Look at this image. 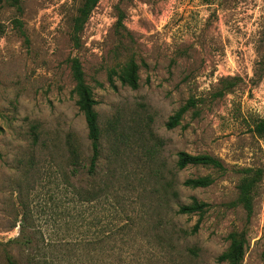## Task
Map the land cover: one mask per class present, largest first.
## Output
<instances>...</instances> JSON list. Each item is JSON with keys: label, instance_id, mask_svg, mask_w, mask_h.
Returning <instances> with one entry per match:
<instances>
[{"label": "rangeland", "instance_id": "rangeland-1", "mask_svg": "<svg viewBox=\"0 0 264 264\" xmlns=\"http://www.w3.org/2000/svg\"><path fill=\"white\" fill-rule=\"evenodd\" d=\"M82 3H0V264H228L230 235L240 264H264V0H98L75 42ZM73 60L96 102L92 173ZM131 63L136 90L121 83ZM181 152L223 170H178ZM194 202L201 214H177Z\"/></svg>", "mask_w": 264, "mask_h": 264}, {"label": "trees", "instance_id": "trees-1", "mask_svg": "<svg viewBox=\"0 0 264 264\" xmlns=\"http://www.w3.org/2000/svg\"><path fill=\"white\" fill-rule=\"evenodd\" d=\"M5 1L9 6H18L19 0H0V3ZM98 0H83L81 7L78 9V16L73 21V40L77 42V34L81 31L85 20L88 18L90 12L96 6ZM71 80L74 84L73 94L76 98V106L79 112L83 115L86 129L87 138L90 143L91 158L89 165V172H94L99 158V140L100 130L98 126V115L95 111L96 102L92 96L91 90L85 82L84 74L82 72L81 64L78 60H73L70 65ZM121 83L132 90L138 88V76L137 67L131 63L125 75L121 77ZM188 106L180 108L166 124L167 129H173L180 124L183 115L187 112ZM252 133L258 138H264V120H259L254 124ZM72 160L76 161L74 153ZM176 167L178 170H184L188 167L195 168H207L218 171L223 170L222 163L207 155L192 156L186 153H179L177 155ZM252 174L251 170L243 171V177L241 178L238 186L237 203L247 212L252 210L253 193L259 183V176ZM213 184V180L209 177H201L196 179H190L184 182V187L191 189H204ZM206 205L194 202L190 206L179 208L178 215H194L201 214ZM197 226L194 227L193 233L196 232ZM230 246L228 251L220 258V262H227L228 264H240L244 256V243L241 239H238L236 235L229 236ZM264 261V252L262 254ZM8 264H14L8 259Z\"/></svg>", "mask_w": 264, "mask_h": 264}, {"label": "flooded vegetation", "instance_id": "flooded-vegetation-1", "mask_svg": "<svg viewBox=\"0 0 264 264\" xmlns=\"http://www.w3.org/2000/svg\"><path fill=\"white\" fill-rule=\"evenodd\" d=\"M212 47H213V46H212ZM223 47L226 48L225 46H223ZM223 47H222V48H223ZM241 47H242V45H241ZM211 52H213V50H211ZM222 52H223V50H222Z\"/></svg>", "mask_w": 264, "mask_h": 264}]
</instances>
